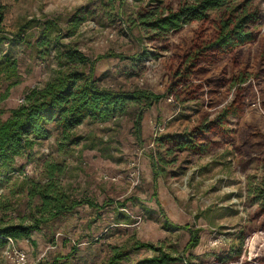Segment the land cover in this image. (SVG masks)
I'll return each mask as SVG.
<instances>
[{"label": "rangeland", "instance_id": "rangeland-1", "mask_svg": "<svg viewBox=\"0 0 264 264\" xmlns=\"http://www.w3.org/2000/svg\"><path fill=\"white\" fill-rule=\"evenodd\" d=\"M200 1L0 0L1 120L60 71H88L65 54L67 45L93 59L111 51L137 56L98 61L99 84L162 95L105 121L84 120L74 130L78 142L51 123L15 158L16 170L0 174V222L47 220L28 238L8 239L0 264H104L119 250L116 264H264V0H224L166 32L146 24ZM45 20L60 27L48 46ZM238 22L254 39L214 48L225 25ZM7 57L19 70L13 78L4 72ZM51 173L68 201L113 202L56 218L41 213L30 189ZM164 216L198 230L199 244L186 250L191 231L165 228ZM138 241L156 248L136 249ZM164 253L167 262H146Z\"/></svg>", "mask_w": 264, "mask_h": 264}, {"label": "trees", "instance_id": "trees-1", "mask_svg": "<svg viewBox=\"0 0 264 264\" xmlns=\"http://www.w3.org/2000/svg\"><path fill=\"white\" fill-rule=\"evenodd\" d=\"M222 2L224 0H201L200 3L182 7L179 11H170L167 14L159 15L146 22V24L159 32L178 29L183 23L193 18L204 17L208 9L219 6ZM4 17V7L0 5V28H2ZM229 26V24L225 25L218 38L212 43L214 48L228 44H243L254 39L255 34L245 31L241 23L238 22L231 28ZM59 29L57 21H43L42 46H48L53 39H58L59 35L56 30ZM22 30L20 29L19 37H21ZM65 54L77 57L81 63L88 66V71L77 69L60 71L45 86L30 89L24 101L11 110V115L5 120L0 119V174L16 170L12 167L15 158L22 155L25 150L33 148L38 140L45 138L49 134L48 126L51 123L60 129L65 140L78 142L82 137L76 135L74 130L84 120L105 121L117 113L125 111L129 103L144 101L152 104L162 98V95L146 89L116 90L99 84V80L95 75L98 61L107 58L138 60L137 56H126L111 51L99 54L93 59L72 45H67ZM3 67L8 78L18 75L19 70L15 60L7 57ZM4 97H6V94H0V101ZM141 121L142 115H139L135 123L138 138H141ZM54 170L57 171V167H53L52 171ZM59 170L61 169L59 168ZM52 175L51 173V180L44 185L34 184L30 189L32 196H39L41 200V203L36 205L39 211L41 213L49 212L52 218L71 213L76 207L83 204L95 209H102L113 202V200H108L100 204L85 197L68 201L65 192L53 180ZM156 178L157 174L154 183H156ZM118 204L119 206H125L124 202ZM162 212L164 213L163 209ZM164 218L163 226L165 228L176 227L191 231L186 250L199 244L198 230L191 229L189 225L175 224L166 216ZM46 220V217H35L34 221L29 223L0 222V251L5 247L8 239L28 238L33 231L40 230L41 225ZM135 248L155 249L156 247L153 243L138 241ZM122 254V250L116 251L104 264H116L122 258ZM169 258L171 257L164 253L161 256L148 259L146 262L164 263Z\"/></svg>", "mask_w": 264, "mask_h": 264}, {"label": "built area", "instance_id": "built-area-1", "mask_svg": "<svg viewBox=\"0 0 264 264\" xmlns=\"http://www.w3.org/2000/svg\"><path fill=\"white\" fill-rule=\"evenodd\" d=\"M20 255H21L22 260H24L25 259V254L24 253H20Z\"/></svg>", "mask_w": 264, "mask_h": 264}]
</instances>
